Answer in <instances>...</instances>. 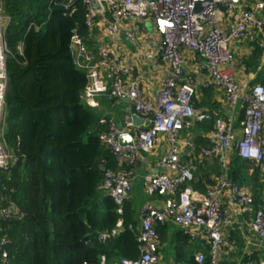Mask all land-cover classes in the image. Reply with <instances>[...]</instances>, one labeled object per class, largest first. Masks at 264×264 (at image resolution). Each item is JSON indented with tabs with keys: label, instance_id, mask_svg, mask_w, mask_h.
<instances>
[{
	"label": "built area",
	"instance_id": "obj_1",
	"mask_svg": "<svg viewBox=\"0 0 264 264\" xmlns=\"http://www.w3.org/2000/svg\"><path fill=\"white\" fill-rule=\"evenodd\" d=\"M68 5L72 0H64ZM85 24L88 34L97 27L105 34V42L92 53L86 41L76 30L70 38V55L75 65L86 74L82 99L88 106H94V97L104 95L117 102L123 98L139 115L146 128H119L112 117L102 116L98 123L100 142L110 150L120 169H104L101 189L105 190L116 205V212L123 213V206L132 189L134 165L140 152H149L161 134L170 144L169 152L159 159V165L167 172L149 174L144 177L145 191L157 196L161 205L147 203L137 227L139 256L118 258L111 262L101 254L99 264H158L160 236L157 226L172 221L180 227L183 235L191 242L206 238L209 244L208 260L200 252L193 254L198 264H220V250L230 225L227 207L234 206L244 216V226L254 236L259 257L250 259L253 250L246 252L245 261L236 264H264V178L261 192L262 203L254 208V198L249 189L228 178L227 165L230 152L257 165L264 177V86L254 83L249 86L238 82L232 73L233 42L256 38L264 62V0L236 3L233 0H98L100 9L94 11L87 0ZM150 19L158 36L156 60L168 65L161 88L155 101L144 98L137 81H129L130 67L123 56L119 40L124 19ZM226 21V29L221 24ZM9 18L0 6V170L8 171L15 159L4 138L6 114L5 93L7 87L6 57L9 53L5 41ZM125 37L134 41L129 30H123ZM189 51L199 59L198 70L206 74L209 83L216 85L224 100L241 112L237 128L232 120L219 117L209 134V143L200 148V155L217 159L222 172L214 185L199 191L191 186L193 166L182 164L175 145L177 134L192 120L201 121L205 114L193 105L195 88L190 78H182L183 52ZM97 55V56H96ZM152 55L148 54L150 60ZM236 129L238 131H236ZM130 135L131 144L121 145L118 137ZM0 186V230H6L4 223L21 219L24 213L15 205H2L5 196ZM122 221L118 220L109 232H101L98 240L104 242L118 234ZM128 228H132L129 224ZM243 228V226H242ZM9 237L0 235V264H7ZM251 238L245 241L250 245ZM169 264H179L171 262Z\"/></svg>",
	"mask_w": 264,
	"mask_h": 264
},
{
	"label": "trees",
	"instance_id": "obj_2",
	"mask_svg": "<svg viewBox=\"0 0 264 264\" xmlns=\"http://www.w3.org/2000/svg\"><path fill=\"white\" fill-rule=\"evenodd\" d=\"M0 6L9 18L4 138L15 159L8 171L0 170V186L5 187L1 204H13L24 213L0 230L10 239L7 264H99L101 254L107 262L137 258V223L130 205L125 202L119 215L112 198L97 193L104 172L99 166L120 168L98 139L102 129L97 130V119L82 99L86 74L70 55L74 30L84 40L88 34L82 0L68 5L64 0H0ZM260 52L256 46L249 56L253 63ZM256 82L264 86V79ZM214 120L205 117L200 130L213 129ZM213 160L209 170L200 167L191 186L215 184L222 168ZM227 171L230 180L248 185L254 208L259 207L264 177L257 165L234 155ZM118 220L122 221L118 234L98 240L99 233L112 230ZM156 228L164 243L166 225ZM229 235L228 242L236 239L240 249L242 239L237 233ZM191 243L181 231L175 233L169 245L174 262L198 264L193 259L196 252L208 260L209 244ZM248 258L231 260L222 254L219 263Z\"/></svg>",
	"mask_w": 264,
	"mask_h": 264
},
{
	"label": "crops",
	"instance_id": "obj_3",
	"mask_svg": "<svg viewBox=\"0 0 264 264\" xmlns=\"http://www.w3.org/2000/svg\"><path fill=\"white\" fill-rule=\"evenodd\" d=\"M236 3H244V2H253V0H236ZM152 27L151 31L147 30V26ZM222 29H226V21L224 20L221 24ZM121 32L118 34L119 40L122 43L123 56L126 62L130 67V74L128 76L129 81H137L142 95L145 99L149 101H155L159 89L162 86L164 77L168 71V65L162 62H158L156 59V49L158 45V36L154 31L152 22L150 19H124L121 23ZM95 29V30H94ZM92 31V34H87L86 37V45L88 49L97 54L98 49L105 42V34L97 27H95ZM123 30H129L132 32L134 36V41L129 40L123 34ZM258 46L256 42V38H249L239 42H233L231 45V50L233 53V62H232V73L235 79L240 82L242 85L246 87L257 83L255 75L257 62L261 58V53H259L255 62L249 58L254 48ZM150 54L153 56L150 60L147 59V55ZM184 55V66L182 68V78H190L193 82L195 88V94L193 97V105L194 107L203 112L206 118H210L214 116L215 120L219 117L224 118L225 120H232L234 122V126L237 128V122L241 116V112L232 107L224 100L222 91L214 84L209 83L207 86H203V83L206 82L207 76L203 72L198 70L199 59L198 57L189 52H183ZM97 56V55H96ZM252 64L250 65V63ZM262 58L260 64L262 65ZM94 106H88L91 111L96 112L97 116V130L99 128L102 129L101 125L98 123V120L102 116L112 117L117 126L119 128L125 127L129 125V129L133 131L134 128L131 125L130 117L133 114H137L134 110L129 106L128 100L123 98L117 102H112L108 100L104 95H98L94 97ZM95 116V115H94ZM214 120V121H215ZM199 122L197 120H192L189 124H187L182 130H180L176 137L175 145L179 151V160L182 164H191L193 166V176L199 174V169L202 166L205 170L210 168L214 161L212 159L203 158L200 155V148L207 145L209 143V134L211 130L202 131L199 128ZM138 128H146V123H143ZM95 131V129H94ZM236 131H238L236 129ZM170 144L166 139L164 134H161L154 147L149 152H140L136 163L134 165V178L132 180V189L134 193L131 194V191L128 195L126 203L130 205L133 217L137 223V227L142 215V209L144 205L147 203H154L156 206L161 205V200L157 196H150L145 191L144 187V177L149 174H156L160 172H167L159 165V159L166 153L169 152ZM236 155L235 152H230L228 155V160ZM228 162V164H229ZM228 167V165H227ZM228 172V171H227ZM228 175V173H227ZM197 180V178L195 177ZM206 184H202L200 187H194L199 191H204ZM244 187V186H243ZM248 189V185L245 186ZM100 190L106 194L107 192L100 188ZM143 192L147 195L146 201H142L141 196L138 192ZM226 209L228 208L230 213V225L226 228L225 239L228 241L230 233H237L238 236L242 239V247L239 249L236 243V239H229L227 244V251L221 250L220 256L230 255V259L232 258L238 260L242 258V255H245V251H254L251 259H255L259 257L261 254V250L257 251V246L255 245L256 240L252 233L244 226V216L239 214L237 209L232 207H227L226 204L223 205ZM166 225V241L161 243L159 247V263L158 264H169L172 261H175V257L173 254L168 255V258H164L161 255V250L166 249L167 246L171 244V241L175 238V233L180 230V227L173 223L172 221H166L164 223ZM244 224V225H243ZM243 226V228H242ZM251 238L250 245H245V241ZM196 244H201L204 247V244H208V240L206 238H202L196 241ZM224 244V242H223ZM223 246V245H222ZM239 251V254H238ZM222 252V253H221Z\"/></svg>",
	"mask_w": 264,
	"mask_h": 264
},
{
	"label": "rangeland",
	"instance_id": "obj_4",
	"mask_svg": "<svg viewBox=\"0 0 264 264\" xmlns=\"http://www.w3.org/2000/svg\"><path fill=\"white\" fill-rule=\"evenodd\" d=\"M95 30V29H94ZM147 30L148 31H151L152 30V27H151V25L150 26H147ZM260 61H261V58H260V60L257 62V66H256V69L259 67V69H257V70H255V75H256V78L257 79H264V63L261 65L260 64ZM93 112V111H92ZM94 115H95V117L97 116V114H96V112L94 111ZM97 193L99 194V195H103V192L99 189L98 191H97ZM132 193H134L133 191H131V194ZM139 193V195L141 196V199H142V201H146V199H147V195L146 194H144L143 192L141 193L140 191L138 192ZM197 242L195 241V242H193V243H191V246H193L194 244H196ZM227 244H228V241L226 240V239H224V244H223V246H221L220 248H219V250L221 251L222 249H223V247H225V246H227ZM190 245V244H189ZM161 255L164 257V258H168V255H171V254H173V250H172V248L169 246H167V248L166 249H162L161 251ZM222 253V252H221Z\"/></svg>",
	"mask_w": 264,
	"mask_h": 264
},
{
	"label": "water",
	"instance_id": "obj_5",
	"mask_svg": "<svg viewBox=\"0 0 264 264\" xmlns=\"http://www.w3.org/2000/svg\"><path fill=\"white\" fill-rule=\"evenodd\" d=\"M90 7L94 10V11H98L100 9V4L98 2V0H87ZM233 1H236V0H233ZM130 120H131V125L133 127H139L140 125L143 124V121L142 119L139 117L138 114H133L131 117H130ZM118 142L119 144L121 145H125V144H131L132 143V138L130 135H126V136H120L118 137ZM99 168L101 170H104L105 167L104 165H100Z\"/></svg>",
	"mask_w": 264,
	"mask_h": 264
}]
</instances>
